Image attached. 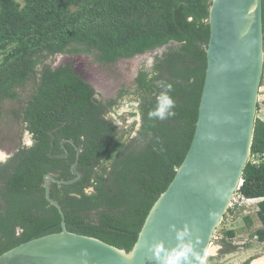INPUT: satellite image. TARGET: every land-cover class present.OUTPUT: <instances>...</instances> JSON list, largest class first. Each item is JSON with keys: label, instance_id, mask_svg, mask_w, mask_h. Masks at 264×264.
I'll return each mask as SVG.
<instances>
[{"label": "trees", "instance_id": "trees-1", "mask_svg": "<svg viewBox=\"0 0 264 264\" xmlns=\"http://www.w3.org/2000/svg\"><path fill=\"white\" fill-rule=\"evenodd\" d=\"M211 1L0 0V118L3 102H16L11 115L31 135V145L19 146L0 163V255L61 231L58 210L45 198L43 176L75 178L76 149L67 140L80 149L81 178L66 185L48 181L66 229L131 250L194 134ZM262 30L264 40V0ZM161 48L151 66L138 68L132 85L122 83L107 99L70 62L52 65L57 55H82L109 66ZM161 81L172 85L169 95L176 104L175 115L163 121L148 116ZM125 101H139L129 113L142 114L136 130V121L119 127L111 116L103 118ZM63 140L66 157H60ZM238 193L259 200L260 227L251 236L264 244V119L255 120Z\"/></svg>", "mask_w": 264, "mask_h": 264}, {"label": "water", "instance_id": "water-1", "mask_svg": "<svg viewBox=\"0 0 264 264\" xmlns=\"http://www.w3.org/2000/svg\"><path fill=\"white\" fill-rule=\"evenodd\" d=\"M208 24L205 76L190 146L149 210L131 250L66 229L61 207L50 198L48 181L66 185L81 178L76 170L80 149L67 140L76 149L71 166L75 178L43 176L45 198L58 210L61 231L11 248L0 255V264H166L167 255L181 244L191 249L182 264L205 263L250 158L264 74L262 0H212ZM64 143L60 157L68 154ZM178 232L186 233L183 241L177 240Z\"/></svg>", "mask_w": 264, "mask_h": 264}, {"label": "rangeland", "instance_id": "rangeland-1", "mask_svg": "<svg viewBox=\"0 0 264 264\" xmlns=\"http://www.w3.org/2000/svg\"><path fill=\"white\" fill-rule=\"evenodd\" d=\"M159 53L158 50L146 52L142 55L135 56L131 60H119L115 64L102 66L93 62L92 57L82 55H57L52 59V65L57 66L66 62H70L77 72L84 75L88 83L102 94V98H110L118 91L122 83L131 84L134 78V73L141 66H151L152 57ZM264 82V74H263ZM137 102L125 101L117 107L116 113L112 114V119L118 122V126H128L134 121L137 122L136 116H129V113L135 111ZM259 111L257 118L264 119V83L261 86L258 100ZM17 108L16 102L5 101L2 104L3 115L0 118V159L3 160L6 156H11L21 142L30 144L29 137L23 131L22 125L13 119L11 115L12 109ZM119 108V109H118ZM121 109L125 111L121 113ZM125 120L123 124L121 121ZM137 122L135 130L138 128ZM134 135V133L132 134ZM238 207L235 206L232 212H227L217 228V233L222 235L223 231L235 232V237L231 241L236 247H244L245 250L234 249L231 254L224 255V251L218 253V247L213 243L209 249V254L204 264H241L250 255L254 254V258L249 264H255L256 261L264 259V244L258 243L252 238L251 233L260 227V222L257 219L256 202H247L243 204L238 198L236 200ZM248 217L251 225H246L244 220ZM250 234V237L248 238ZM218 254V255H217ZM209 257V258H208Z\"/></svg>", "mask_w": 264, "mask_h": 264}, {"label": "clouds", "instance_id": "clouds-1", "mask_svg": "<svg viewBox=\"0 0 264 264\" xmlns=\"http://www.w3.org/2000/svg\"><path fill=\"white\" fill-rule=\"evenodd\" d=\"M162 91L157 97V103L153 110L148 113L150 119H157V120H167L175 115L174 108L176 106L175 101L169 95L172 92V85L167 84L163 81L160 82ZM139 101H137V104ZM123 110V109H121ZM111 113L105 115L103 118L105 120L109 119ZM137 120L142 118V114L137 111L136 114ZM186 233L185 232H178L177 233V240L183 241ZM158 250V246H157ZM191 251L190 247L184 244H181L180 249L176 251H172L166 257V264H182V261L187 258L188 253Z\"/></svg>", "mask_w": 264, "mask_h": 264}, {"label": "flooded vegetation", "instance_id": "flooded-vegetation-1", "mask_svg": "<svg viewBox=\"0 0 264 264\" xmlns=\"http://www.w3.org/2000/svg\"><path fill=\"white\" fill-rule=\"evenodd\" d=\"M131 60V59H130ZM123 61H127V60H123ZM146 68L148 66H145ZM137 72V71H136ZM136 72L134 73V75L136 74ZM114 97L116 96V93L113 95ZM112 114H117L116 113V108L113 106L111 108V118H112ZM20 123V122H19ZM23 127V125H22ZM23 131L24 133H26L29 137V141H30V144L31 145V135L28 133L27 130H24V127H23ZM28 143H24V142H21L20 146H29ZM19 147V146H18ZM18 147L16 148V150L18 149ZM15 150V152H16ZM14 154V153H12ZM10 156H5L3 160L0 159V163L4 162L7 158H9ZM226 216V214L224 215ZM223 221V219L221 220V222ZM217 232V230H216ZM235 237V232H233V236L232 238H226L224 237L223 233L222 235L220 236V238L217 240V241H212V244L213 243H216L215 246L218 247V253H221L220 251L223 250L224 251V255H228V254H231L234 249H242V250H245L244 247H236L232 242H229L231 241V239H233ZM250 237V234L248 236V238ZM251 238V237H250ZM212 246V245H211ZM218 255V254H217ZM209 258V257H208ZM254 258V254L250 255L245 261H242L241 264H249V262ZM262 260V259H261ZM260 261V260H258ZM261 264V263H260Z\"/></svg>", "mask_w": 264, "mask_h": 264}, {"label": "built area", "instance_id": "built-area-1", "mask_svg": "<svg viewBox=\"0 0 264 264\" xmlns=\"http://www.w3.org/2000/svg\"><path fill=\"white\" fill-rule=\"evenodd\" d=\"M240 187V186H239ZM238 190H239V188L237 189V191L235 192V194H234V196L232 197V199H231V202H230V204H229V208H228V210H232V209H234L235 208V206L236 207H238V204L236 203L237 201V198L240 200V201H243L244 203L243 204H247V202H256L255 204H257L258 203V199H246V198H244V197H242L239 193H238ZM220 238V235H219V233H217V232H215L214 233V235H213V238H212V241H217L218 239Z\"/></svg>", "mask_w": 264, "mask_h": 264}, {"label": "bare ground", "instance_id": "bare-ground-1", "mask_svg": "<svg viewBox=\"0 0 264 264\" xmlns=\"http://www.w3.org/2000/svg\"><path fill=\"white\" fill-rule=\"evenodd\" d=\"M264 264V259H262V260H260V261H256V263L255 264Z\"/></svg>", "mask_w": 264, "mask_h": 264}]
</instances>
